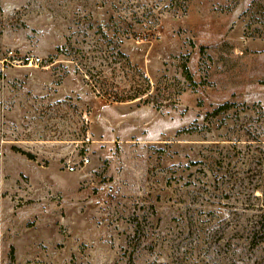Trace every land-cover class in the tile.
<instances>
[{"label":"rangeland","instance_id":"obj_1","mask_svg":"<svg viewBox=\"0 0 264 264\" xmlns=\"http://www.w3.org/2000/svg\"><path fill=\"white\" fill-rule=\"evenodd\" d=\"M251 1L0 0V264H264Z\"/></svg>","mask_w":264,"mask_h":264},{"label":"trees","instance_id":"obj_2","mask_svg":"<svg viewBox=\"0 0 264 264\" xmlns=\"http://www.w3.org/2000/svg\"><path fill=\"white\" fill-rule=\"evenodd\" d=\"M250 18L244 27V34L250 38H260L264 37V0H252L251 6L249 9ZM69 43L64 45L63 47H58L56 49L57 55H63L65 57L70 56L67 53V48ZM120 57L126 58L121 53H117ZM127 60V59H126ZM128 70L135 71V67L131 66L130 62L127 60L126 62ZM133 67V68H132ZM88 73V72H87ZM185 78H189L187 69L184 68ZM142 81H144V85L139 86L138 89L133 87L126 90L125 88L122 90H114L112 92H108L106 90H98L95 87V91L97 95L111 101L113 103H124V102H132L134 100H139V102L147 103L151 98L150 94V82L144 74H139ZM90 76V74H89ZM227 109L226 104L218 107L215 111H222Z\"/></svg>","mask_w":264,"mask_h":264},{"label":"built area","instance_id":"obj_3","mask_svg":"<svg viewBox=\"0 0 264 264\" xmlns=\"http://www.w3.org/2000/svg\"><path fill=\"white\" fill-rule=\"evenodd\" d=\"M82 161V163H83V165H86V164H88V162H89V160L87 159V158H84L83 160H81ZM76 165V163L75 162H69L68 163V165H67V170L68 171H73L74 170V166Z\"/></svg>","mask_w":264,"mask_h":264}]
</instances>
